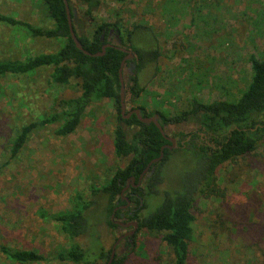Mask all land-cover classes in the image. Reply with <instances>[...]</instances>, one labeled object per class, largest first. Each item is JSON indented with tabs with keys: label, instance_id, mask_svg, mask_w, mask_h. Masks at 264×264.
Instances as JSON below:
<instances>
[{
	"label": "rangeland",
	"instance_id": "374dc122",
	"mask_svg": "<svg viewBox=\"0 0 264 264\" xmlns=\"http://www.w3.org/2000/svg\"><path fill=\"white\" fill-rule=\"evenodd\" d=\"M72 4L81 33L91 36L104 21L117 20L125 29L140 24L135 42L160 47L157 64L141 74L145 91L129 98L127 110L143 105L148 112L173 115L195 95L206 102L236 98L251 82L250 56L264 60V0H101L89 16L87 4ZM0 13L43 28L54 26L43 0H0ZM64 41L35 37L25 26L0 21V61L56 52ZM52 71L46 67L0 77V264H83L54 258L72 241L52 215L77 209L82 198L92 199V185H104L131 159L115 151L118 111L110 99L91 104L69 136L56 135V125L34 130L11 157L12 142L24 125L52 111L56 99L82 92L78 80L51 83ZM198 128L193 120L170 125L167 132L174 136ZM193 165L191 152L180 148L173 153L144 215L157 209L166 191L181 187L183 173ZM217 175L219 194L199 197L193 208L190 264H264V140ZM87 214L90 231L75 242L90 248L91 256L100 246L110 250L128 230L108 225L101 195ZM124 239L116 256H125V264H173V250L162 233L139 230L134 251ZM2 246L35 249L49 260L21 263L3 253Z\"/></svg>",
	"mask_w": 264,
	"mask_h": 264
},
{
	"label": "trees",
	"instance_id": "16d2710c",
	"mask_svg": "<svg viewBox=\"0 0 264 264\" xmlns=\"http://www.w3.org/2000/svg\"><path fill=\"white\" fill-rule=\"evenodd\" d=\"M43 1L47 5L49 17L54 21L51 28L36 26L2 13L0 21L25 26L35 37L64 39V44L56 52L41 53L26 60L0 61V77L9 74L23 75L40 68L53 67L49 80L51 83L67 85L72 80H78L82 92L76 97L56 99V106L52 111L24 125L12 142L11 157L14 158L21 152L31 133L38 128L56 125V135L66 137L73 134L88 107L107 99L115 102L118 111L115 151L122 158L131 156L129 162L118 167L104 185H92V199L82 198L77 209L52 215L60 224L61 231L72 241L68 249L58 252L54 258L73 263L107 264L112 248L107 250L100 246L91 256L90 248H84L75 242L76 238L90 231L87 211L97 203V197L101 195L106 198L107 223L112 230L126 229L111 219L116 208L115 219L124 223L138 221L139 229L136 233L124 239L132 251L138 245L139 230L156 231L163 234V240L172 248L173 264H190V242L194 231L193 208L197 199L219 194L218 170L223 165L250 154L264 140V60L256 55L250 56L252 79L236 98L206 102L195 95L189 100L185 110L173 115L161 110L148 112L143 105L136 107L141 109L143 116L158 113L167 135L170 125L197 121V130L175 133L173 137L177 139L178 147L170 148L165 145L172 144V141L154 122L144 123L135 113L126 118L121 110L120 67L128 53L118 46L131 49L135 54L126 61L123 69L126 105L129 98L134 100L141 97L145 91L141 74L148 66L157 64L162 54L157 45L145 47L135 42V36L143 26L137 24L133 29H125L117 20L104 21L96 24L89 36L79 31L76 10L72 0H68L76 34L85 49L98 53L103 51L104 45L114 44L107 46L102 55H91L78 48L71 35L65 0ZM81 1L88 6L85 11L87 16L101 3V0ZM130 110L132 109L127 110L126 114ZM180 148L192 153L193 167L183 173L180 188L174 192L166 191L157 209L144 215L150 199L159 193L160 185L164 182L166 164ZM162 149L163 158L153 163L142 184L135 186L131 181L130 187L123 192L131 177H135V184L138 183L141 173L153 159L161 155ZM124 196L131 200L128 207H122L127 204ZM1 251L21 263L49 260L35 249L2 246ZM125 259V256L117 255L112 264H125Z\"/></svg>",
	"mask_w": 264,
	"mask_h": 264
},
{
	"label": "water",
	"instance_id": "95a60500",
	"mask_svg": "<svg viewBox=\"0 0 264 264\" xmlns=\"http://www.w3.org/2000/svg\"><path fill=\"white\" fill-rule=\"evenodd\" d=\"M65 4H66V9H67V15H68V21H69V26H70V30H71V35L76 43V45L78 46V48L82 49L85 53L87 54H91V55H102L105 53L106 47L107 46H114V44L109 43L103 46V51L102 52H98V53H91L90 51H88L87 49L84 48L83 44L81 43L78 35L76 34L75 28H74V24H73V19H72V14H71V9H70V4L68 0H65ZM122 50L126 51L128 54L126 55V57L123 59L122 63H121V67H120V78H121V92H120V103H121V110H122V114L124 115V117L126 118H130L132 116V114H136L138 116V118L144 122V123H151L154 122L160 129V131L166 135V137L172 141V144H167L165 146L170 147V148H175L177 146V139L173 136H169L166 134L164 127L162 126V124L159 121V114L155 113L153 116H143L142 115V111L140 108H135L130 110L127 114H126V110H127V105H126V86H125V78L123 75V69L125 67L126 61L129 58H133L135 56L134 52L131 49H126V48H122L119 47ZM164 148V147H163ZM164 156V151L162 149L161 155L158 158L153 159L148 166L144 169V171L141 173L138 183L135 184V177H131V179L128 181L127 186L124 188L123 192L128 189L130 187L131 181L135 186H139L142 184L143 179L145 177V175L147 174V172L150 170L151 166L153 165L154 162H158L160 161ZM124 198L127 200V204L123 205L122 207H128L131 204V200L128 196H124ZM118 210V208H116L111 216V219L121 225L124 228L127 227H132V229L126 231L123 235H121L120 237H118V239L116 240V242L114 243L113 247H112V251H111V255L110 258L107 262V264H112L114 261V258L116 256V249H117V245L120 243V241L122 239H124L125 237L129 236V235H133L136 233V231L139 229V223L138 221H131L128 223H124L120 220L115 219V214L116 211Z\"/></svg>",
	"mask_w": 264,
	"mask_h": 264
},
{
	"label": "flooded vegetation",
	"instance_id": "af4514ba",
	"mask_svg": "<svg viewBox=\"0 0 264 264\" xmlns=\"http://www.w3.org/2000/svg\"><path fill=\"white\" fill-rule=\"evenodd\" d=\"M130 229H131V227H128V230H130ZM128 230H127V231H128Z\"/></svg>",
	"mask_w": 264,
	"mask_h": 264
}]
</instances>
